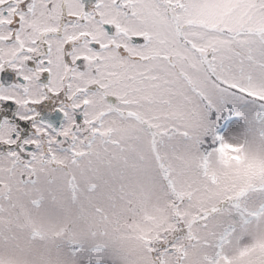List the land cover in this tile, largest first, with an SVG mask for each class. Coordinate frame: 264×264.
<instances>
[{"label":"snow or ice","instance_id":"obj_1","mask_svg":"<svg viewBox=\"0 0 264 264\" xmlns=\"http://www.w3.org/2000/svg\"><path fill=\"white\" fill-rule=\"evenodd\" d=\"M0 264H264V0H0Z\"/></svg>","mask_w":264,"mask_h":264}]
</instances>
